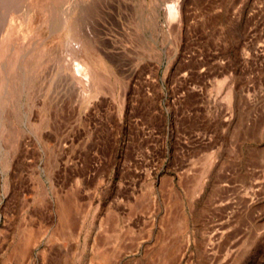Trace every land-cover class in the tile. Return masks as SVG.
<instances>
[{
    "label": "rangeland",
    "instance_id": "obj_1",
    "mask_svg": "<svg viewBox=\"0 0 264 264\" xmlns=\"http://www.w3.org/2000/svg\"><path fill=\"white\" fill-rule=\"evenodd\" d=\"M8 1L0 264H264V0Z\"/></svg>",
    "mask_w": 264,
    "mask_h": 264
},
{
    "label": "bare ground",
    "instance_id": "obj_2",
    "mask_svg": "<svg viewBox=\"0 0 264 264\" xmlns=\"http://www.w3.org/2000/svg\"><path fill=\"white\" fill-rule=\"evenodd\" d=\"M15 1V0H14ZM7 2H10L8 0H0V7L2 8L3 6L7 5ZM13 2V1H12ZM11 2V3H12ZM100 2V0H22V9H23V14L26 15L28 18L32 19L31 16H33L35 19L39 20L40 19V22L42 23V25H45L47 27V29L51 30L53 29L54 31V28L59 24V19L62 18H66V20H70L68 19L69 18V15H70V12L72 10H75L77 8H84V9H87V10H90V9H94L95 7H97L96 5H98V3ZM104 2V1H103ZM108 2V1H107ZM15 3L17 4V1H15ZM13 5V3L11 4V6ZM0 8V9H1ZM4 8V7H3ZM6 8V7H5ZM18 8V7H17ZM5 10V9H4ZM18 10V9H16ZM6 11V10H5ZM79 11V10H78ZM17 12V11H16ZM84 13V12H83ZM80 14V13H79ZM78 14V15H79ZM82 14V13H81ZM80 14V15H81ZM1 15V14H0ZM79 15V17H80ZM12 16V15H11ZM14 16H16L14 14ZM19 17V15H18ZM78 17V16H77ZM12 18L14 19V17L12 16ZM76 18V17H75ZM16 19V17H15ZM19 19V18H18ZM10 20V19H9ZM28 20V19H27ZM80 20V19H79ZM12 21V19H11ZM29 21V20H28ZM28 21H26L28 23ZM32 21V20H31ZM29 21V22H31ZM35 21V20H33ZM63 21V20H62ZM13 22V21H12ZM11 22V23H12ZM22 22V21H21ZM25 22V21H24ZM23 22V23H24ZM65 22V20H64ZM67 22V21H66ZM81 22V21H80ZM62 23V22H61ZM79 23V22H77ZM76 23V24H77ZM8 24V23H7ZM21 23H19L20 25ZM33 23L31 22L30 25H32ZM23 25V24H21ZM37 25V24H36ZM41 25V24H40ZM39 25V26H40ZM10 26V22L8 24V27ZM12 26V24H11ZM10 26V27H11ZM6 27V26H5ZM23 27V26H22ZM25 27V25H24ZM64 27V25H63ZM80 27V26H79ZM78 26L76 27L75 24H69L68 25V30L70 33H73V35L75 34L76 36H82L83 33H81L79 30ZM21 28V27H20ZM29 28V27H28ZM58 28V27H57ZM5 29V28H4ZM8 29V28H7ZM27 29V27H26ZM42 29V28H41ZM40 29V31H41ZM62 29V28H61ZM2 30V29H1ZM29 30V29H28ZM27 30V31H28ZM67 30V29H66ZM67 30V31H68ZM24 31V29H23ZM31 32V30H29ZM36 31V30H35ZM48 31V30H47ZM60 31V30H59ZM58 31V32H59ZM64 31V29H63ZM5 32H2V34L5 35ZM26 32V30H25ZM23 32V34L25 33ZM44 32V31H43ZM46 32V31H45ZM51 32V31H50ZM57 32V31H56ZM64 33V32H63ZM68 33V32H67ZM22 34V33H21ZM22 34V35H23ZM29 34V33H27ZM31 34V33H30ZM41 34V33H40ZM50 34V33H48ZM60 34V33H59ZM72 35V34H71ZM43 36V35H42ZM45 36V35H44ZM62 36V35H61ZM70 36V35H69ZM85 37V35H83ZM2 37V36H1ZM48 37V35H47ZM56 37V36H55ZM72 37V36H71ZM2 39V38H1ZM69 39V38H68ZM7 40V39H6ZM46 41V40H45ZM68 42V41H67ZM42 44V43H41ZM69 46V44H68ZM75 46V45H74ZM86 49V48H85ZM9 50V49H8ZM73 51V50H72ZM87 51V50H86ZM18 53H15V56L17 55ZM55 55V54H54ZM21 56V54H20ZM58 56V55H57ZM17 57V56H16ZM18 59V58H17ZM24 59V58H23ZM34 59V58H33ZM52 60V59H51ZM53 61V60H52ZM59 61V60H58ZM15 62V61H14ZM13 64V62H12ZM79 65V64H78ZM15 66V65H14ZM29 66V64H28ZM10 67V66H9ZM16 67V66H15ZM18 67V66H17ZM16 67V68H17ZM25 69V68H24ZM25 71V70H23ZM17 74V73H16ZM23 74V73H22ZM23 76V75H22Z\"/></svg>",
    "mask_w": 264,
    "mask_h": 264
},
{
    "label": "crops",
    "instance_id": "obj_3",
    "mask_svg": "<svg viewBox=\"0 0 264 264\" xmlns=\"http://www.w3.org/2000/svg\"><path fill=\"white\" fill-rule=\"evenodd\" d=\"M14 262H16V261H14Z\"/></svg>",
    "mask_w": 264,
    "mask_h": 264
}]
</instances>
